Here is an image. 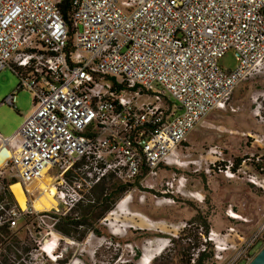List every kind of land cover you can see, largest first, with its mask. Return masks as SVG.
Instances as JSON below:
<instances>
[{
	"label": "built area",
	"instance_id": "built-area-1",
	"mask_svg": "<svg viewBox=\"0 0 264 264\" xmlns=\"http://www.w3.org/2000/svg\"><path fill=\"white\" fill-rule=\"evenodd\" d=\"M63 1L0 0V71L17 76L16 91L29 92L33 107L11 137L0 136V183L8 168L27 193L48 174L65 216L108 179L154 191L190 131L211 110H226L235 87L262 68L264 0H67L68 20ZM227 52L231 69L219 64ZM13 101L11 94L2 104ZM207 154L221 160L216 148ZM248 161L213 162V171L263 189ZM170 180V188L185 187L184 178ZM31 210L0 201V264L22 261L13 256H22L19 222ZM48 217H39L40 229H54ZM228 232L237 244L212 230L200 236L218 263L247 262L264 242V214L247 237Z\"/></svg>",
	"mask_w": 264,
	"mask_h": 264
},
{
	"label": "rangeland",
	"instance_id": "rangeland-1",
	"mask_svg": "<svg viewBox=\"0 0 264 264\" xmlns=\"http://www.w3.org/2000/svg\"><path fill=\"white\" fill-rule=\"evenodd\" d=\"M219 64L225 69L233 68V53L227 52ZM18 86L19 79L8 68L0 71L2 137H8L22 122L23 112L31 113L33 110L31 94L26 90L16 91ZM11 94H14L12 106L2 104ZM141 101H145L144 98ZM213 148L222 152L221 155H216L220 161L207 154ZM177 155L181 160V169L171 166V173L162 172L161 176H164L157 177L152 182L154 191L149 192L140 185L136 187L138 190L133 189L127 202L131 214L121 215L124 210L115 209L119 201L129 193L120 195L111 210L120 213L110 216L109 212L96 221L87 220L88 226L97 233L88 231L82 242L61 235L55 228H39L40 216H49L46 219L49 224L53 222L52 216L60 217L64 212L51 181V188L47 191L37 188V180L28 186L27 193L21 186L23 199L18 201L10 191L11 187L10 193L4 187L14 179L12 171L7 168L3 182L0 183L3 204L8 207L25 204L26 207L28 202L32 209L28 218L19 222L18 238L24 242L22 256L13 257L22 260L20 264H146V256L151 260L150 264H193L192 261L197 262L202 254L204 244L199 235L200 227L203 233L212 229L221 235L228 234L221 239L227 244L238 243L235 233L228 232L229 228H234L238 234L247 237L264 214V184L263 189L251 186L242 176L228 180L213 171L211 166L213 162L226 164L227 161L248 158V174L257 173L264 178V174L259 172V168H264V64L260 71L235 87L226 110H211L190 131ZM188 161H197V164L187 167ZM256 165L259 168L256 169ZM194 169L197 171L193 172ZM172 177L184 178L185 187L177 190L176 182L171 188L166 186L165 183L171 182ZM115 182L108 179L92 191L85 192L80 206L94 201L103 187L106 189L104 192H107V188ZM159 191H166L165 195ZM193 192L200 194L201 203L189 195ZM229 206L242 217L239 222L246 221L245 218L251 222H242L241 225L228 221L224 211ZM75 209L76 211L71 212L73 217L78 212L77 207ZM134 213L140 215L134 216ZM150 224L152 226H148ZM206 245L212 249L211 255H214L212 243ZM162 246L164 249L160 251ZM208 248L205 251L208 257L202 264H221L212 263L207 253ZM232 253L231 250L224 253L226 260Z\"/></svg>",
	"mask_w": 264,
	"mask_h": 264
},
{
	"label": "trees",
	"instance_id": "trees-1",
	"mask_svg": "<svg viewBox=\"0 0 264 264\" xmlns=\"http://www.w3.org/2000/svg\"><path fill=\"white\" fill-rule=\"evenodd\" d=\"M60 8L62 9L63 15L68 20L69 10H68V7H67V0H65V1L62 2V4L60 5ZM244 159H246V158H244ZM242 160L234 161L233 162L234 168L236 166H238L241 163ZM221 165L224 166L225 164H221ZM251 166H252V164H251ZM211 167H212L211 169L214 170V166H211ZM257 167L259 168L258 165L255 166L256 169H257ZM175 168L176 169H181L180 167L179 168L178 167H175ZM162 172L163 173L165 172V174H167L169 172L171 173L172 172V168L170 167V168H162V169H160L159 170V173H158V178L161 176V173ZM163 176H161V177H163ZM16 182H17V180L13 179L10 183H8V185H13ZM102 184H104V183H102ZM128 187L130 189H133V188L138 187V180H136L134 182V184H132L130 186H124V185L119 184L118 182H115V183L111 184L107 188V192H104L106 189H105V187H103L99 191V194L95 198L94 201H89V203L87 205H85V206H82V205L80 206V203L77 205L78 212H77V215L75 217L72 216V213L71 212L76 211V209L75 210L73 209L70 213H68L65 216H60V217L53 216V217H55L57 219V221H56V223L54 225L55 230L58 233H60L61 235L65 236L67 238L72 239L73 241L82 242L84 240V237H85V235H86V233L88 231L89 232L92 231L94 233H97L95 230H93V228H90L88 226L87 220L96 221V220L102 218L105 214H108L109 212H111L112 207H113L115 201L117 200V198L120 195H122L123 193H125L128 190ZM149 192H151V191H149ZM2 196L3 195L0 196V201H2V199H3ZM91 202L92 203H95V204H91ZM232 210H234V208H232ZM224 216L230 222L238 223V224L239 223L240 224L242 223V222H237V220H235L233 218L232 219L231 218H228L225 215V211H224ZM250 222H251V220H249L248 223H250ZM248 223H245V224H248ZM257 223H258V221L255 223V225H254L253 229L251 230V232L254 230V228L256 227ZM19 229H20V225H19ZM78 230H79L80 233L79 232H76ZM200 230L201 231H200L199 235L200 234L206 235L212 229H210L207 233H203L202 227H200ZM207 243H209V242H207ZM207 243L202 244V248H201V250H203L202 251V254L199 256L197 262L194 261L193 264H202L203 261H204V259L206 257H208L205 254V251L208 248V246L206 245ZM210 250H212V249L211 248H208V252H207L208 255H210L209 256L210 260L212 261V263H218L214 259V255H211V251ZM62 263L65 264L66 262H62Z\"/></svg>",
	"mask_w": 264,
	"mask_h": 264
},
{
	"label": "bare ground",
	"instance_id": "bare-ground-1",
	"mask_svg": "<svg viewBox=\"0 0 264 264\" xmlns=\"http://www.w3.org/2000/svg\"><path fill=\"white\" fill-rule=\"evenodd\" d=\"M172 166H175V167H178V168L180 167L181 168L182 167V164L180 163V160L175 159V161L172 163ZM36 180L38 181L37 188L39 190H41V191L50 190V188H51L50 185H51L52 179H51V177L48 174H44L42 176H38ZM10 187H11V190L10 191L12 192V194H14V196L16 197V199L18 201L22 200L23 197H22V187H21V185L19 183H15L13 185H10L9 188ZM128 198H129V196H126L123 199H121L119 201V203L117 204L116 208H115L116 210L117 209L124 210L123 212H121V215L131 214V212L128 211V208H127ZM20 208L21 209L22 208H25V204H24V206H21V204H20ZM118 213H120V211H118L116 213L115 212H110L108 215L113 216V215L118 214ZM133 215L134 216H138L140 214L134 213ZM227 215L230 216L231 219L233 218V219L237 220V222H239V220L242 219V217L238 213H236L234 211L232 212V210H230V209L227 210ZM148 226H152V224H150ZM164 246H162V248H161L160 251H162L164 249ZM144 258H145L144 260H145L146 264H150L151 263V260H149V257L146 256ZM140 261H143V259H141Z\"/></svg>",
	"mask_w": 264,
	"mask_h": 264
},
{
	"label": "water",
	"instance_id": "water-1",
	"mask_svg": "<svg viewBox=\"0 0 264 264\" xmlns=\"http://www.w3.org/2000/svg\"><path fill=\"white\" fill-rule=\"evenodd\" d=\"M246 264H264V244Z\"/></svg>",
	"mask_w": 264,
	"mask_h": 264
},
{
	"label": "crops",
	"instance_id": "crops-1",
	"mask_svg": "<svg viewBox=\"0 0 264 264\" xmlns=\"http://www.w3.org/2000/svg\"><path fill=\"white\" fill-rule=\"evenodd\" d=\"M24 113H26L25 115H24ZM30 114V112L28 113L27 111H25V112H23V120L28 116ZM23 120H22V122L21 123H23ZM21 123L20 124H18L17 126H16V128L14 129V131L12 132V133H10V135L8 136V137H11L18 129H19V127L21 126ZM8 137H4V138H8Z\"/></svg>",
	"mask_w": 264,
	"mask_h": 264
}]
</instances>
